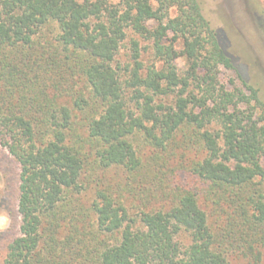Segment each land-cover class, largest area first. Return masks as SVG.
I'll list each match as a JSON object with an SVG mask.
<instances>
[{"label": "trees", "instance_id": "trees-1", "mask_svg": "<svg viewBox=\"0 0 264 264\" xmlns=\"http://www.w3.org/2000/svg\"><path fill=\"white\" fill-rule=\"evenodd\" d=\"M118 1L0 0V145L20 168L19 235L2 264H262L256 89L199 0ZM128 30L156 61L145 67L133 41L126 78L114 62ZM222 68L246 90L226 89ZM113 167L143 185L135 216L103 184Z\"/></svg>", "mask_w": 264, "mask_h": 264}, {"label": "rangeland", "instance_id": "rangeland-1", "mask_svg": "<svg viewBox=\"0 0 264 264\" xmlns=\"http://www.w3.org/2000/svg\"><path fill=\"white\" fill-rule=\"evenodd\" d=\"M202 12L211 27L219 33L221 44L232 57L235 66L247 84L256 89L260 101L264 105V0H199ZM115 5L118 0H112ZM173 15L175 13L173 12ZM150 28L156 23L150 22ZM127 38L122 43L114 64L121 69V75L128 77L127 67H133L132 42L139 44L141 60L145 67L156 61L152 41L146 40L132 31H127ZM169 37H172L170 35ZM180 51L182 47L177 45ZM180 73L186 70V59L181 56L176 61ZM219 80L228 90L236 87L244 89L238 75L232 70L221 69ZM246 90V89H244ZM249 94V93H248ZM164 103H173L174 97L160 99ZM255 105V104H254ZM256 118L261 119L264 125V107L256 105ZM142 159L149 162L151 151L142 147ZM176 150L171 163H188L198 157L197 149L192 151ZM20 168L17 162L0 145V264L3 263L9 244L19 235L20 215L17 209L18 185ZM129 183L128 175L117 167L104 172V185H109L118 200L130 209L133 216L141 209L137 191L142 188L139 181ZM123 188V189H122ZM210 224L217 221L216 216L209 217ZM231 264H252L251 261L241 258L230 259ZM264 264V261L263 263Z\"/></svg>", "mask_w": 264, "mask_h": 264}]
</instances>
